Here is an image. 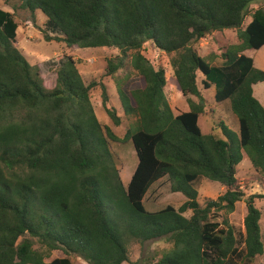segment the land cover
I'll use <instances>...</instances> for the list:
<instances>
[{
    "label": "trees",
    "instance_id": "1",
    "mask_svg": "<svg viewBox=\"0 0 264 264\" xmlns=\"http://www.w3.org/2000/svg\"><path fill=\"white\" fill-rule=\"evenodd\" d=\"M32 14L41 12L70 47L116 48L107 75L132 69L138 87L126 91L131 74L119 83V100L129 129L123 139L103 126L91 102L101 87L103 108L112 124L123 116L109 106L105 84H86L68 58L56 69V84L46 89L39 69L16 46L19 24L0 8V264H139L130 259L134 244L166 238L172 247L143 264H252L264 255L262 213L238 178L246 155L264 177V106L254 86L264 71L245 53L264 47V7L245 25L250 6L264 0H2ZM226 30L234 44L214 58L195 45ZM170 58L173 75L156 69L143 54L146 43ZM203 90L215 88L217 104L230 102L238 119L235 132L224 121L203 133L207 115ZM175 87L189 110L175 114L165 89ZM198 101H195V99ZM130 140L138 164L124 186L112 142ZM203 177L225 192L201 205L195 187ZM186 201L150 212L144 200L161 180ZM254 180V179H252ZM246 200L244 234L239 240L227 219ZM187 212H192L186 217ZM215 217V218H214ZM54 251L65 257L50 262Z\"/></svg>",
    "mask_w": 264,
    "mask_h": 264
},
{
    "label": "rangeland",
    "instance_id": "2",
    "mask_svg": "<svg viewBox=\"0 0 264 264\" xmlns=\"http://www.w3.org/2000/svg\"><path fill=\"white\" fill-rule=\"evenodd\" d=\"M264 2L252 4L248 10V16L245 21L247 25L251 20V15L256 9L263 8ZM0 8L2 10L13 13L19 24L17 31L16 46L22 51L28 62L39 69L43 78L46 89H52L56 84V69L59 64L68 58L74 59L77 67L83 76L86 84L96 82L97 84H105L109 94V106L115 107L119 114L123 116V124L116 128L103 108L102 90L97 86L91 91V102L93 104L96 116L103 126H110L114 129L117 136L124 138L130 125L119 100V83L127 74H131V78L124 85L126 91L133 90L138 87V78L132 69L126 68L119 70L114 76L107 75V63L110 59L121 57V51L116 48H87L70 47L63 41L56 40L61 37V33L54 30L48 22V19L41 13L32 14L28 10L17 7L16 11L0 0ZM237 32L234 30H226L222 33H215L207 36L195 45L198 53L209 59L214 58V66H222L223 60L220 54L224 49L228 48L236 42ZM226 47V48H225ZM143 54L152 62L156 69L164 68L166 77L173 75L170 65V58L163 52L154 47L152 42H148L144 46ZM246 55L254 60L255 67L264 71V47L260 50H248ZM202 76L199 74L198 82L200 88ZM169 103L175 114L186 112L189 110L187 99L178 93L173 86H167L165 89ZM254 95L264 106V83H258L254 86ZM203 97L206 100L207 115L200 119V127L203 133H209L214 126V122L222 120L233 131L237 132L239 128L238 119L231 111L230 102L226 101L221 104L215 102V88L203 90ZM195 101H198L196 98ZM111 149L115 156L119 174L124 186H128L133 173L138 164V157L135 148L130 140L126 142H112ZM238 178L242 184L248 181L244 189L247 197L253 195H264V177L258 175L253 169L249 158L244 155V159L238 167ZM254 179V180H252ZM195 187L199 191V202L205 205L208 199L216 200L225 192L224 187L218 183L200 177L195 182ZM186 198L180 193H172L170 183L163 179L156 183L148 192L144 205L150 212H157L168 205L175 208L181 207ZM256 207L262 213L261 231L264 238V199H255ZM247 214L246 200L236 205V210L232 214L220 213L216 215V221L222 222L227 219L229 224L234 227L237 238L240 240L244 234V218ZM192 212H187L186 217H190ZM172 244L166 239H158L149 241L144 244H134L130 249V259L132 262L143 264L145 261L154 263L158 259L155 258L156 252L169 250ZM65 257L62 251H54L50 262L55 258ZM72 264H87L81 258H73ZM252 264H264V255L257 257Z\"/></svg>",
    "mask_w": 264,
    "mask_h": 264
},
{
    "label": "crops",
    "instance_id": "3",
    "mask_svg": "<svg viewBox=\"0 0 264 264\" xmlns=\"http://www.w3.org/2000/svg\"><path fill=\"white\" fill-rule=\"evenodd\" d=\"M246 54V53H245Z\"/></svg>",
    "mask_w": 264,
    "mask_h": 264
}]
</instances>
